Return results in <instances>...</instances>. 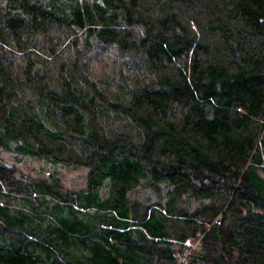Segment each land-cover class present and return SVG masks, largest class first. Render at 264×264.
I'll return each instance as SVG.
<instances>
[{"label":"trees","instance_id":"trees-1","mask_svg":"<svg viewBox=\"0 0 264 264\" xmlns=\"http://www.w3.org/2000/svg\"><path fill=\"white\" fill-rule=\"evenodd\" d=\"M0 264H264V0H0Z\"/></svg>","mask_w":264,"mask_h":264},{"label":"rangeland","instance_id":"rangeland-1","mask_svg":"<svg viewBox=\"0 0 264 264\" xmlns=\"http://www.w3.org/2000/svg\"><path fill=\"white\" fill-rule=\"evenodd\" d=\"M2 157L5 162L9 164H15L24 174H28L34 177L44 176L47 177L50 173H55L60 176L63 185L66 188L71 190H78L85 186L86 183V168H66L63 166H57L52 170H49L46 164L43 161H38L36 159L30 157H22L20 162L15 163V160L12 155L8 153H3ZM159 191L161 193L159 194ZM167 192V188L165 186H159L158 188H152L148 186H139L135 190L134 197L136 200L151 205L158 200L163 204L165 202V198L161 199L159 196H164ZM105 193V189L103 190ZM183 204L189 207L188 211L191 212L194 208H196L199 204L197 200L192 199L186 195H182ZM193 243L190 241L186 242V246L190 247Z\"/></svg>","mask_w":264,"mask_h":264}]
</instances>
